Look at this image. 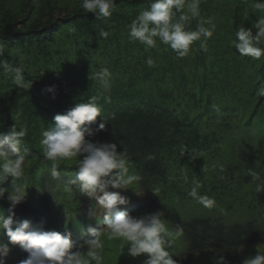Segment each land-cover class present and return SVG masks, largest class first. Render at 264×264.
I'll return each instance as SVG.
<instances>
[{
  "label": "trees",
  "instance_id": "trees-1",
  "mask_svg": "<svg viewBox=\"0 0 264 264\" xmlns=\"http://www.w3.org/2000/svg\"><path fill=\"white\" fill-rule=\"evenodd\" d=\"M80 3L0 0V64L23 65L25 79L33 81L31 88L17 87L0 67V133L13 125L28 129L24 176L13 181L26 198L14 218L43 219L46 230L67 229L82 237L77 245L91 238L84 229L93 223L87 214L95 205L70 183L75 161L59 162L62 179L54 180L40 141L56 114L99 96L107 124L86 139L116 143L140 178L125 193L129 203L121 209L131 215L164 210L166 221L182 227L188 249L178 264L203 251L242 264L251 255L246 248L264 243V227L256 221L222 224L187 192L197 180L200 193L216 201L264 206V193L255 191L248 175L249 169L264 174V97L256 95L264 81V60L241 57L230 46L239 26L250 28L249 18L264 13L241 1L202 0L201 17H212L216 32L206 52L199 48L194 57V49L178 59L169 48L162 54L159 42L158 48L145 51L129 40L131 21L150 0H116L113 16L100 20ZM190 27L195 29V20ZM102 30L109 32L107 38L100 36ZM149 57L154 67L147 65ZM102 68L112 74L107 92L94 78ZM48 85L56 86L54 99L45 91ZM4 187H12L11 177ZM186 198L201 209L199 214L186 217L172 207ZM8 208L6 198L0 200L6 216ZM100 219L98 210L96 222L103 230Z\"/></svg>",
  "mask_w": 264,
  "mask_h": 264
},
{
  "label": "clouds",
  "instance_id": "clouds-1",
  "mask_svg": "<svg viewBox=\"0 0 264 264\" xmlns=\"http://www.w3.org/2000/svg\"><path fill=\"white\" fill-rule=\"evenodd\" d=\"M201 2L150 0L149 7L131 21L129 40L138 42L145 51L156 49L159 44L165 45L178 59L187 57L197 42L199 48L206 52L207 43L216 32V24L212 17H201ZM80 7L84 12L94 14L97 20L109 19L116 11V0H81ZM252 7L255 12L264 13V0H253ZM192 20L196 21L194 30L190 27ZM100 36L107 38L109 32L102 30ZM230 46L241 57L264 60V15L257 16L250 28L239 26ZM146 63L149 67L155 66L151 57ZM0 67L10 74L12 83L17 87H32L33 81L25 79L23 65L13 67L5 63ZM111 76L108 68H102L94 78L107 92L111 89ZM45 91L55 98V85L46 86ZM256 95L264 97V81L259 83ZM98 100L99 96H91L87 103H76L63 114H56L53 123L43 130L40 141L45 160L51 162V178L62 179L59 162L75 161L76 170L70 183L94 202L95 207L87 214L93 222L87 228L91 238L83 244L77 245L67 229L64 232L46 230L43 219L37 222L14 218V210L26 198L13 181H19L24 176L28 152L24 147V138L28 129H17L13 125L7 133H0V200L6 198L9 202L7 216L0 209V264H8L12 250L10 245L18 246L27 253L26 258L17 264H103L102 236L105 233L108 239L123 241L128 257L136 259L144 255L146 258L142 264H177L172 249L174 241L183 235V228L177 225L174 231L171 230L164 210L139 215L122 210L121 206L129 203L125 193L140 179L129 169L128 153L124 149L118 151L116 143L86 139L104 130L107 124ZM248 175L255 184V191L264 193V174L249 169ZM9 177L12 178V187L6 188L4 184ZM201 187L199 181L193 180L187 195L206 209L215 208V198L201 194ZM98 210L103 230L96 222ZM3 237H7V243ZM124 252L125 249H122V254ZM249 253L251 255L242 264H264V253L260 250ZM212 264H229V261L221 253H214Z\"/></svg>",
  "mask_w": 264,
  "mask_h": 264
},
{
  "label": "rangeland",
  "instance_id": "rangeland-1",
  "mask_svg": "<svg viewBox=\"0 0 264 264\" xmlns=\"http://www.w3.org/2000/svg\"><path fill=\"white\" fill-rule=\"evenodd\" d=\"M236 1H241V3L243 4L248 3V7L252 6L253 4V0H236ZM255 20L256 19L249 18L250 23H253ZM164 50H165L164 53H170V50L165 45H162V54ZM193 50H194L193 56L198 57L199 56L198 42L193 46ZM129 169L131 172L139 176V174L135 172L134 169L131 168L130 163H129ZM137 184L138 182H135L133 185H131L126 193L130 192L131 191L130 188H133V186ZM172 207L178 210V212H180L182 215H185L186 217H191L193 215L199 214V212L201 211L199 207L193 204V202H189L187 198L183 200L181 205L174 204V206ZM144 212L147 211L144 210L139 214H142ZM206 213L208 215H211L216 221L222 224L235 225V224H245L248 222L256 221L258 225L264 227V206L256 207V206L246 205L239 207L236 201L234 200H229L226 203H222V201L219 200L216 201V207L213 209H208ZM166 222L168 223L169 228L174 231L175 230L174 226L169 221ZM84 230L87 231V228H85ZM81 238H82L81 236H76L72 234V240L74 242L81 240ZM3 239L7 243V237H3ZM102 242L104 246L103 264H142V261L146 258L144 255L136 259H132L128 257L126 254V245L123 243V241H121L120 239H108L106 233L102 236ZM10 247L12 250L10 252V256L8 259V264H17L19 260L26 258L27 253L23 252L18 246L10 245ZM122 249H125V252L123 254H122ZM187 249H188V241L186 237L182 235L174 241L173 249H172L174 253L173 259L177 261L178 258L187 251ZM246 249H248V252L249 251L257 252L260 250L262 253H264V243H258ZM212 257L213 254L211 251H203L199 253L197 252L191 254L189 260L184 264H212Z\"/></svg>",
  "mask_w": 264,
  "mask_h": 264
}]
</instances>
